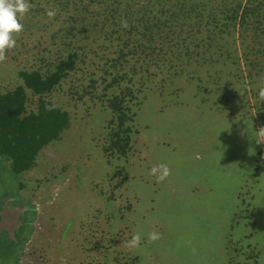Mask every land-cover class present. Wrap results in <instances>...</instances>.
Listing matches in <instances>:
<instances>
[{"label": "rangeland", "instance_id": "374dc122", "mask_svg": "<svg viewBox=\"0 0 264 264\" xmlns=\"http://www.w3.org/2000/svg\"><path fill=\"white\" fill-rule=\"evenodd\" d=\"M33 10L0 61L1 91L21 85L19 71L48 60V36L62 18ZM234 59L144 78L132 151L110 160L102 97L111 94L110 77L102 78L104 59L80 65L48 96L70 127L20 177L37 212L20 264H264V110L252 95L246 101L247 66ZM90 76L97 98L81 93ZM160 165L169 169L163 181L151 173ZM16 186L0 168V197ZM151 232L160 238L149 241ZM137 233L140 246L130 247Z\"/></svg>", "mask_w": 264, "mask_h": 264}, {"label": "trees", "instance_id": "16d2710c", "mask_svg": "<svg viewBox=\"0 0 264 264\" xmlns=\"http://www.w3.org/2000/svg\"><path fill=\"white\" fill-rule=\"evenodd\" d=\"M29 2L35 6L33 12L62 20L48 36V60L19 71L21 85L0 90V168L17 182L15 193L0 197V213L5 205L10 212L20 213L11 229L0 223V264H20L37 219L36 207L22 195L20 177L34 171L38 155L60 141L70 127L69 114L48 96L86 60L92 64L93 59H104L102 78L110 77L106 90L111 94L102 96L110 114L103 147L109 160L127 159L132 151L144 78L148 82L168 73L176 77L193 65L236 57L247 66L242 84L246 101L248 94L252 95L257 99L256 110H264L263 85L256 87L258 78L264 76V0ZM50 10L55 16L47 15ZM96 88L90 76L81 93L97 98ZM29 97L34 99L32 109Z\"/></svg>", "mask_w": 264, "mask_h": 264}, {"label": "clouds", "instance_id": "9594fccd", "mask_svg": "<svg viewBox=\"0 0 264 264\" xmlns=\"http://www.w3.org/2000/svg\"><path fill=\"white\" fill-rule=\"evenodd\" d=\"M32 5L29 0H0V61L6 58V51L16 45V35L23 31L24 25L20 22ZM49 17L55 16L54 11H48ZM260 95L264 96V88L260 89ZM151 173L156 176L158 181H163L169 175L166 165L153 167ZM160 238L158 232L148 234L149 241H156ZM141 234H134L128 242L130 247L140 246Z\"/></svg>", "mask_w": 264, "mask_h": 264}, {"label": "water", "instance_id": "95a60500", "mask_svg": "<svg viewBox=\"0 0 264 264\" xmlns=\"http://www.w3.org/2000/svg\"><path fill=\"white\" fill-rule=\"evenodd\" d=\"M20 215V213L18 212H10V210L8 209L7 205L3 206V210L2 212L0 213V218H1V225L4 226V219L7 217V216H12V218L14 219L17 215Z\"/></svg>", "mask_w": 264, "mask_h": 264}, {"label": "flooded vegetation", "instance_id": "af4514ba", "mask_svg": "<svg viewBox=\"0 0 264 264\" xmlns=\"http://www.w3.org/2000/svg\"><path fill=\"white\" fill-rule=\"evenodd\" d=\"M13 224H14V222H13V218H12V216H7L5 219H4V227L6 228V229H9L8 228V226H10V229L13 227Z\"/></svg>", "mask_w": 264, "mask_h": 264}]
</instances>
